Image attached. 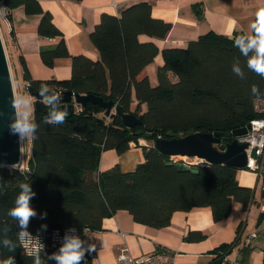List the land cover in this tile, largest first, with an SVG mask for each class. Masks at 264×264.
Instances as JSON below:
<instances>
[{
    "label": "trees",
    "instance_id": "trees-1",
    "mask_svg": "<svg viewBox=\"0 0 264 264\" xmlns=\"http://www.w3.org/2000/svg\"><path fill=\"white\" fill-rule=\"evenodd\" d=\"M0 1L10 9L9 20L12 10L23 7L27 15L42 17L40 36L59 40L41 49L46 67H54L58 59L72 60L71 79L44 81L34 80L21 58L23 79L34 91L94 95L114 101L123 113L142 120V125L129 129L120 115L108 116L106 110L89 103L83 113L68 115L64 123L56 125L48 123L47 118L50 112L62 110L61 101L44 102L40 112L35 110L31 121L38 125L37 139L31 140L29 169L0 167V264L9 257H14L16 264H36L37 259L41 264H57L44 254L27 255L19 222L9 215L22 183L30 184L36 193L30 201L36 216L26 229L33 237L50 236L55 230L101 231L106 219L123 211L135 223L164 229L171 225L176 212L210 208L214 222L219 223L230 216L233 201L248 208L252 192L240 187L236 168L207 165L196 168L198 173L194 174L193 169L169 166L170 157L155 147L160 137L171 140L194 133L230 132L264 118V113L255 109L256 100L264 99V78L247 68L248 57L234 43L236 37L247 36L245 33L231 38L209 33L185 49L161 51L154 43H141L139 37L166 39L172 24L155 19L152 6L140 3L123 11L120 17L102 16L91 35L100 54V60L93 62L69 54L63 33L38 0ZM160 53L164 64L158 71L159 85L154 88L145 69ZM252 55L250 51L248 56ZM234 65L243 71V79L232 71ZM170 74L177 78L175 83ZM134 99L138 104L132 110ZM140 140L154 145L143 148L145 162L134 172L125 173L119 166L100 172L104 152L113 150L121 156L132 143L139 145ZM215 147L226 150L225 144ZM44 212L47 217L41 219ZM205 238L192 232L185 240L199 242ZM5 241L9 244L5 245ZM232 249L223 245L216 253L230 254ZM220 262L221 259L215 264Z\"/></svg>",
    "mask_w": 264,
    "mask_h": 264
},
{
    "label": "crops",
    "instance_id": "crops-1",
    "mask_svg": "<svg viewBox=\"0 0 264 264\" xmlns=\"http://www.w3.org/2000/svg\"><path fill=\"white\" fill-rule=\"evenodd\" d=\"M38 1L43 10L52 15L53 23L63 33L69 54L72 57L84 56L93 62L100 60V54L91 40V35L101 23L104 14L120 17L123 11L134 5L149 3L152 6V16L172 24V30L163 40L145 35L140 36L139 40L141 43H154L162 51L167 48L185 49L189 43L209 33L228 38L241 32L252 36L251 25L256 18V12L264 7V0ZM41 18L39 15H27L24 8L20 7L12 10L10 20L5 21L9 34L7 53L17 73H21L24 88L28 92L29 85L23 79L21 58L25 59L34 80L63 81L72 77L71 58L58 59L52 68L43 64L41 49L54 46L59 40H48L39 35ZM163 64L160 53L145 69V74L154 88L159 85L158 71ZM170 78L174 83L177 81L172 74ZM32 99L35 102L33 96ZM137 104L134 99L132 110H135ZM143 109L146 110L145 105ZM152 146V143L140 140L139 145L132 143L130 150L121 156L113 150L106 151L102 154L100 172L115 166H119L125 173L134 172L138 165L145 162L143 148ZM237 180L240 187L252 192V202L245 208L242 202L233 201L230 216L219 223L214 222L210 208L176 212L171 225L164 229H153L135 223L131 215L124 212L106 219L101 231H92L94 263L97 261V264H115L120 252L128 249L133 257L168 251L176 255L175 264H215L221 259L216 250L227 245L233 248L227 255L228 259L236 260L238 264H264V214L259 207L263 195L259 177L252 171L238 170ZM192 232L201 233L206 238L199 242L186 241L185 238ZM253 233H257V236L246 246L245 241Z\"/></svg>",
    "mask_w": 264,
    "mask_h": 264
},
{
    "label": "water",
    "instance_id": "water-1",
    "mask_svg": "<svg viewBox=\"0 0 264 264\" xmlns=\"http://www.w3.org/2000/svg\"><path fill=\"white\" fill-rule=\"evenodd\" d=\"M28 90L35 98V110L40 112L42 104L51 100L49 104L63 103L62 110L68 115L75 112V104L85 108L89 103L98 105L106 110V114H118L123 119V124L129 129L142 125V120L134 114H125L114 101H105L94 95H80L68 91L49 90L34 91L28 86ZM42 93V94H41ZM20 121L19 110L12 76L10 61L5 42L0 30V167L21 169L23 162V143L20 142V134L13 125ZM251 129V125L230 132L218 133H194L179 139L167 140L158 138L155 147L165 156L200 158L211 165H226L237 170H246L248 156L246 144H240L237 138L245 136ZM225 144L226 150L220 151L215 145ZM255 156V155H254ZM169 166L174 164L169 162ZM194 174L198 169H193Z\"/></svg>",
    "mask_w": 264,
    "mask_h": 264
},
{
    "label": "built area",
    "instance_id": "built-area-1",
    "mask_svg": "<svg viewBox=\"0 0 264 264\" xmlns=\"http://www.w3.org/2000/svg\"><path fill=\"white\" fill-rule=\"evenodd\" d=\"M159 1V0H151ZM168 1V0H164ZM10 15V9L4 3L0 1V22L8 21ZM53 40V39H51ZM255 109L259 113H264V99H257L255 102ZM84 108L75 104V114L83 113ZM251 129L245 136L237 138L240 144H246V153L248 156V165L246 170L256 173L259 177L260 190L262 191V199L259 207L264 214V118L255 119L250 122ZM255 155V156H254ZM174 165H179L184 168L196 169L198 167H205L211 165L204 159L197 157H177L171 156L170 161ZM69 230H55L50 236L42 234L40 237H33L31 239H23V246L25 250L32 251L33 255L44 254L50 259L54 255H59L61 248L66 243V236H77L81 240L85 241L82 247L87 248L88 234L92 232L90 229H84L83 231L75 230L74 232ZM123 235V234H122ZM257 236V233H253L249 239L245 242L248 246L250 241ZM26 245V247H25ZM227 253L220 252L218 257L222 259L220 264H238L236 260H230L227 257ZM176 255L168 251H156L152 254L143 257H133L129 254L128 249H123L117 257L115 264H175ZM55 260V259H54ZM80 264H94V252L86 253L85 259Z\"/></svg>",
    "mask_w": 264,
    "mask_h": 264
},
{
    "label": "clouds",
    "instance_id": "clouds-1",
    "mask_svg": "<svg viewBox=\"0 0 264 264\" xmlns=\"http://www.w3.org/2000/svg\"><path fill=\"white\" fill-rule=\"evenodd\" d=\"M235 24V21H232ZM251 29L254 31L252 36H238L235 38V46L239 49L240 53L247 59V68L254 72L256 75L264 78V7H261L256 12V20L251 25ZM252 51L253 55L248 56L249 52ZM232 71L241 79L244 78V73L238 66H233ZM253 94L258 93L257 87L253 86ZM42 94V93H41ZM51 103V100L48 101ZM19 103V101H17ZM68 112L66 110H55L49 113L47 122L51 124H62L64 123ZM14 129L20 134V142L23 143L26 139L35 140V135L38 125L34 121H30L25 117L23 121H17L13 125ZM20 193L15 200V207L9 211V215L18 220L19 227L21 229V239H31L26 229L29 225L30 219L36 216L35 210L30 206V201L36 195L31 189L30 184L22 183L20 185ZM47 213L41 214L40 218L45 219ZM42 229L46 230L47 225H42ZM71 231H75L72 229ZM66 243L60 250L59 255H54L52 258L57 261V264H80L85 259L86 253H90L94 250L92 245H88L87 248L82 247L85 241L81 240L77 236H66ZM9 241H5V245H8ZM26 247V245H25ZM27 255H33L32 251H28ZM2 264H16L14 257L2 262ZM36 264H41L39 259L36 260Z\"/></svg>",
    "mask_w": 264,
    "mask_h": 264
},
{
    "label": "rangeland",
    "instance_id": "rangeland-1",
    "mask_svg": "<svg viewBox=\"0 0 264 264\" xmlns=\"http://www.w3.org/2000/svg\"><path fill=\"white\" fill-rule=\"evenodd\" d=\"M0 30H1L4 42H5V46L7 47V40H9L8 39L9 34H8L7 23L1 21L0 22ZM8 58L10 61L12 76H13V80H14L16 98H17V101H19V103H17V104H18L20 121H23L25 119V117H27V119L31 121V118H33V116H34L33 112L35 109V102H33L31 93L28 92L27 90H25L24 85H23V80L21 77V73L20 72L17 73L16 67H14L13 63L11 62V58L9 57V54H8ZM30 155H31V139L29 138L23 142V157L24 158H23V162H22L20 170L23 171V170L29 169L28 168V161L30 159ZM124 213H127V212H124ZM93 235L94 234H92V232H90L88 234V243L91 245L94 242L93 241ZM94 264H97V261Z\"/></svg>",
    "mask_w": 264,
    "mask_h": 264
}]
</instances>
